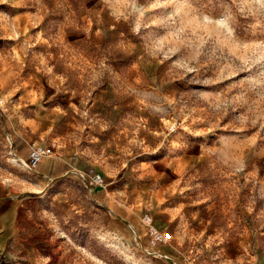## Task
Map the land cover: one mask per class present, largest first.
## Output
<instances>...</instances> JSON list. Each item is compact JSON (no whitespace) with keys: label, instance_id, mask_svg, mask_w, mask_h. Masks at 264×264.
I'll list each match as a JSON object with an SVG mask.
<instances>
[{"label":"rangeland","instance_id":"rangeland-1","mask_svg":"<svg viewBox=\"0 0 264 264\" xmlns=\"http://www.w3.org/2000/svg\"><path fill=\"white\" fill-rule=\"evenodd\" d=\"M0 264H264V0H0Z\"/></svg>","mask_w":264,"mask_h":264},{"label":"built area","instance_id":"built-area-1","mask_svg":"<svg viewBox=\"0 0 264 264\" xmlns=\"http://www.w3.org/2000/svg\"><path fill=\"white\" fill-rule=\"evenodd\" d=\"M56 155L54 145H46L37 141H32L29 145L28 157L25 164L30 168H37L38 165L47 157ZM88 184L92 186H103L104 176L99 172H94L88 178ZM140 221L145 228L148 237V247L157 248L169 244L173 240V234L169 229L158 227L154 215L146 211L141 214Z\"/></svg>","mask_w":264,"mask_h":264},{"label":"crops","instance_id":"crops-1","mask_svg":"<svg viewBox=\"0 0 264 264\" xmlns=\"http://www.w3.org/2000/svg\"><path fill=\"white\" fill-rule=\"evenodd\" d=\"M83 165L86 167L85 164H83ZM79 167H80V164H79V163H76V164H75V169L79 171V170H80ZM85 167H84V168H85ZM71 171H75V170H74V169H71ZM69 172H70V170H69Z\"/></svg>","mask_w":264,"mask_h":264}]
</instances>
